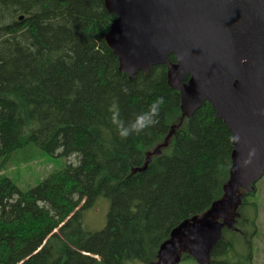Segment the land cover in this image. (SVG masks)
<instances>
[{
  "label": "trees",
  "instance_id": "trees-1",
  "mask_svg": "<svg viewBox=\"0 0 264 264\" xmlns=\"http://www.w3.org/2000/svg\"><path fill=\"white\" fill-rule=\"evenodd\" d=\"M114 18L103 0H0V159L28 145L78 156L23 192L0 177V264H152L172 230L225 198L228 127L208 103L184 117L166 65L120 72L104 39ZM145 113L155 122L140 128ZM100 197L106 225L91 232ZM244 222L222 229L209 264H253Z\"/></svg>",
  "mask_w": 264,
  "mask_h": 264
},
{
  "label": "water",
  "instance_id": "water-1",
  "mask_svg": "<svg viewBox=\"0 0 264 264\" xmlns=\"http://www.w3.org/2000/svg\"><path fill=\"white\" fill-rule=\"evenodd\" d=\"M103 1L115 15L104 39L119 71L132 80L140 71L148 75L152 66L166 65L167 83L179 91L182 115L190 118L208 103L231 133L225 199L200 223L197 217L184 220L158 251L165 264L178 262L187 236L189 254L198 264H209L224 223L232 222L215 218L241 201L238 189L252 191L264 173V0ZM189 223V234L175 240Z\"/></svg>",
  "mask_w": 264,
  "mask_h": 264
},
{
  "label": "rangeland",
  "instance_id": "rangeland-1",
  "mask_svg": "<svg viewBox=\"0 0 264 264\" xmlns=\"http://www.w3.org/2000/svg\"><path fill=\"white\" fill-rule=\"evenodd\" d=\"M77 161V154L64 156L60 154V151L50 154L41 150L37 146L28 145L20 150L15 151L7 162L3 163V160L0 159V177L8 178L20 191L23 192L31 187L37 186L42 180L51 174L62 170L66 165H75ZM254 187V192H250L249 194L247 193V195H245L247 205L241 207L240 211L242 215H244V226L247 231H255V237L253 238V264H264V173L261 178L256 181ZM243 191L244 190L237 191L236 195H241ZM109 206V199L100 197L96 201L94 207L85 211L84 228L91 232L102 230L106 225ZM219 206H221V204ZM238 206L239 203L233 205L226 214V218L232 219L234 216V211ZM203 217L204 214H202L199 218L203 219ZM221 218L225 219V217ZM215 219L219 220V218ZM234 222L235 220H232L230 223L225 222L223 228H232ZM186 249H189V246H187ZM165 263V259H158L152 264ZM173 263L174 262H172V264ZM124 264L144 263L134 261ZM178 264L198 263H195L190 258H186L181 260Z\"/></svg>",
  "mask_w": 264,
  "mask_h": 264
},
{
  "label": "clouds",
  "instance_id": "clouds-1",
  "mask_svg": "<svg viewBox=\"0 0 264 264\" xmlns=\"http://www.w3.org/2000/svg\"><path fill=\"white\" fill-rule=\"evenodd\" d=\"M159 102H162V98H161V100H158L157 102H154V103H159ZM150 112H151L152 114H154V113L156 112V108H155L154 106L151 107V108H150ZM146 116H148L147 113H145V114H141L140 116L137 117V120L139 121V127H140V128H143V127H145L147 124H150V123H154V122H155V120L152 119V118H148V119H146ZM120 134H121V136H126V135L128 134L127 129L121 130Z\"/></svg>",
  "mask_w": 264,
  "mask_h": 264
},
{
  "label": "flooded vegetation",
  "instance_id": "flooded-vegetation-1",
  "mask_svg": "<svg viewBox=\"0 0 264 264\" xmlns=\"http://www.w3.org/2000/svg\"><path fill=\"white\" fill-rule=\"evenodd\" d=\"M238 214L239 213L236 212V210H235L233 215L237 217ZM221 217H225V219H226L227 215L226 214H222ZM191 228H192V226H190V225L187 226L185 230L180 232V235L177 238H175V240H179L184 233L189 234V232L191 231ZM188 240H189V237L186 236L185 239H184V243L182 245H180L179 251H178V255L179 256L182 253H186L188 251V249H186V247L188 246Z\"/></svg>",
  "mask_w": 264,
  "mask_h": 264
}]
</instances>
